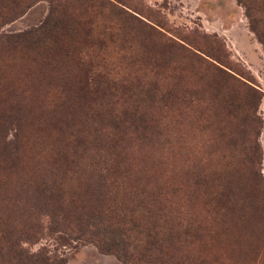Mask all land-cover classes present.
<instances>
[{
  "label": "rangeland",
  "instance_id": "rangeland-1",
  "mask_svg": "<svg viewBox=\"0 0 264 264\" xmlns=\"http://www.w3.org/2000/svg\"><path fill=\"white\" fill-rule=\"evenodd\" d=\"M14 1L11 12L3 11L0 17V51L4 52L0 55V85L12 91L7 99L0 94V146L11 148L16 143L22 148L14 173L0 165V224L8 227L13 217L27 218L34 235L31 242L22 244L27 251L42 252L63 264H123L97 246L100 240L108 243L107 235L88 240L85 234L83 240L78 223L85 225L92 218L94 223L107 224L123 213L144 216L141 207L136 211L129 206L140 201L150 205L154 200L169 211L177 204L182 215L205 216L204 197L193 182L198 174L210 177L228 161L227 129L223 130L205 104H188L195 91L191 86L194 73L184 76L183 101L177 112L159 100L158 93H165L172 69L178 65L175 37L215 35L231 63L261 91L257 141L264 181V52L249 31L237 0ZM45 22H57L62 40L71 41L61 72L70 82L64 92L65 99L73 103L70 111L47 107L60 91L62 79L47 66L40 69V55L27 40ZM14 36L18 40L21 36L20 43L7 45V38ZM70 128L97 129L101 136L115 133L132 193L142 192L143 201L124 196L120 190L116 201L110 194L95 191L90 195L78 181L67 180L71 193L80 188L76 196L81 201L70 207L76 220L70 218L55 228L48 215H35L25 191L29 195L39 177L36 166L43 168L47 162L48 144L55 138L61 140ZM175 184L180 190L173 196ZM194 189L196 199L190 196ZM20 228L21 224L16 225V230Z\"/></svg>",
  "mask_w": 264,
  "mask_h": 264
},
{
  "label": "trees",
  "instance_id": "trees-1",
  "mask_svg": "<svg viewBox=\"0 0 264 264\" xmlns=\"http://www.w3.org/2000/svg\"><path fill=\"white\" fill-rule=\"evenodd\" d=\"M237 2L243 7L249 31L264 52V0ZM104 4L112 7L109 1ZM14 5V0H0V17L3 11L11 12ZM59 31L57 22H45L36 34L29 33L27 40L40 55V69L47 66L62 79L60 91L47 107L53 111H70L73 103L65 99L64 93L70 82L63 79L61 72L65 71L66 49L71 41H63ZM18 37L7 38L6 44H19L21 36L19 40ZM175 38L178 43L174 42V46L180 56L174 61L178 65L172 69L173 76L165 93H158L159 100L177 112L183 101L184 76L194 73L191 86L195 91L190 93L193 97L188 104L194 101L205 104L223 130L227 129L228 161L222 162L210 177L198 174L193 182V187L204 197L205 216L183 213V218L177 204L169 211L157 206L156 200L150 203L153 209L140 201L129 207L136 211L141 207L144 216L123 213L114 215L113 222L101 225L91 218L85 225L78 223L80 236L83 239L88 234L89 240L107 235L108 243L100 240L97 246L123 264H264V181L257 141L261 91L251 77L231 63L223 43L215 35L189 33ZM10 93L11 90L0 85V94L6 99ZM100 134L97 129L92 132L85 128L67 129L61 140L55 138L48 144L44 167L35 168L39 177L35 178L30 194L25 191V198L32 202L35 215H48L55 228L70 218L76 220L70 207L81 201L76 196L80 188L71 193L67 180L78 181V185L91 191L90 195L95 191L102 196L110 194L116 201L120 190L124 196L142 200V192L136 196L132 193L128 167L118 156L115 133ZM57 141L61 144H56ZM21 148L22 144L16 143L11 148L0 146V165H6L14 173ZM179 190L175 184L171 193L176 196ZM194 193L195 189L190 196L196 199L198 194ZM25 219L13 217L11 224L6 223L8 227L0 224V264H63L59 259L42 252H29L22 246L34 239L32 225ZM19 224L21 228L16 230Z\"/></svg>",
  "mask_w": 264,
  "mask_h": 264
}]
</instances>
